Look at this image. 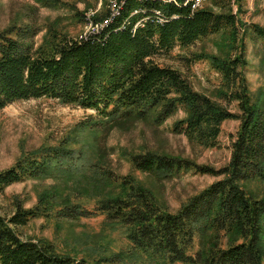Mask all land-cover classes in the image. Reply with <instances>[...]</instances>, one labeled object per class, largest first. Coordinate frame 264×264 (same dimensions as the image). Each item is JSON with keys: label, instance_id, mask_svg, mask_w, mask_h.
<instances>
[{"label": "trees", "instance_id": "1", "mask_svg": "<svg viewBox=\"0 0 264 264\" xmlns=\"http://www.w3.org/2000/svg\"><path fill=\"white\" fill-rule=\"evenodd\" d=\"M211 1L218 12L193 10L190 0H126L102 32L82 40L55 34L38 49L35 27L0 32V111L22 101L49 99L93 112L95 119L92 116L86 127L133 118L161 125L182 111L185 118L174 124L173 133L203 149L218 147L225 122H240L230 163L223 169L156 153L131 159L135 170L160 179L191 170L222 177L178 212L164 208L130 176L119 183V193L99 199L92 209L70 202L59 208L53 197H42L32 209L18 206L10 218L0 216V264H108L107 259L62 255L50 243L25 240L18 233L39 218L79 220L96 215L126 233L131 252L160 264H264V197L242 187L250 181L264 182V91L256 97L250 93L244 48L235 56L228 52L194 57L192 62L207 60L220 76L215 99L196 91L179 71L157 62L177 48L190 49L227 31L236 40L240 21L233 9L238 5L241 11V0ZM252 30L264 40V30ZM229 48L233 50L230 43ZM232 103H237L239 114L230 110ZM80 159L66 143L24 155L0 172V193L30 179L66 174ZM102 176L106 184L118 183L110 172Z\"/></svg>", "mask_w": 264, "mask_h": 264}, {"label": "rangeland", "instance_id": "2", "mask_svg": "<svg viewBox=\"0 0 264 264\" xmlns=\"http://www.w3.org/2000/svg\"><path fill=\"white\" fill-rule=\"evenodd\" d=\"M112 2L88 0L84 4L76 0H60L59 5L52 7L38 0H0V32L12 27H35L38 31L34 41L36 49L55 34L81 40L95 35L98 26L108 19L101 22V16L107 13L111 16ZM240 5V12L238 5L233 9L240 21L234 42L227 31L190 49L177 48L157 62L179 71L196 91L215 99L220 89V76L207 60L192 62L194 57L200 54L222 56L228 52L235 56L244 48L248 62L245 76L251 95L256 97L264 91V40L258 38L252 27L264 30V7L261 0H241ZM203 8L218 12L211 0H207ZM229 43L233 45L232 51ZM229 108L239 114L237 103H232ZM92 116L94 118L95 114L91 111L49 99L22 101L0 111V172L13 167L24 155L64 143L81 158L66 174L30 179L8 187L0 193V216L10 218L18 206L32 209L47 196L53 197L55 207L61 208L70 202L92 209L99 199L119 193V183L128 176L149 190L160 205L176 213L187 200L222 177L201 175L191 170L171 179H160L135 170L131 159L156 153L220 170L230 163L232 143L240 125L236 120L225 122L218 147L203 149L192 145L185 136L173 133L174 124L185 118L182 111L161 125L153 119L133 118L86 127L85 123L91 122ZM105 172H110L118 183L106 184L101 177ZM242 187L257 198L264 197V182L250 181ZM18 233L25 240L50 243L58 253L78 260L160 264L131 252L126 233L100 215L79 220L56 216L39 218L19 228ZM197 249L199 242H196L195 251Z\"/></svg>", "mask_w": 264, "mask_h": 264}, {"label": "bare ground", "instance_id": "3", "mask_svg": "<svg viewBox=\"0 0 264 264\" xmlns=\"http://www.w3.org/2000/svg\"><path fill=\"white\" fill-rule=\"evenodd\" d=\"M116 1H119V0H113V2H112V4H111V8H110V10H111V12H112L111 16H109L108 19H107L106 21H104V23H102V25L100 24V25L98 26V28H97L98 31H97L95 34L102 32L103 29H104L107 25H109V24L114 20V18L119 14L118 12H119L120 6H121L123 3L120 4L119 8H117V6H116ZM190 2L192 3L193 7L195 8L197 0H190ZM96 25H97V24H96ZM92 31H93V30H92ZM92 34H93V33H92ZM86 38H87V37H86ZM83 39H84V38H83ZM81 40H82V39H81Z\"/></svg>", "mask_w": 264, "mask_h": 264}, {"label": "built area", "instance_id": "4", "mask_svg": "<svg viewBox=\"0 0 264 264\" xmlns=\"http://www.w3.org/2000/svg\"><path fill=\"white\" fill-rule=\"evenodd\" d=\"M126 0H119V1H116V6L117 8H119L120 4L122 3H125ZM262 4H263V7H264V0H261ZM207 3V0H197L196 2V6L193 10H200V9H203V7L205 6V4ZM102 25V23H101Z\"/></svg>", "mask_w": 264, "mask_h": 264}]
</instances>
